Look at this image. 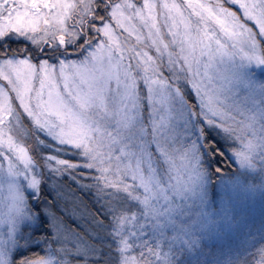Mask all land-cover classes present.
<instances>
[{"label":"snow or ice","instance_id":"6c2138e0","mask_svg":"<svg viewBox=\"0 0 264 264\" xmlns=\"http://www.w3.org/2000/svg\"><path fill=\"white\" fill-rule=\"evenodd\" d=\"M0 264H264V0H0Z\"/></svg>","mask_w":264,"mask_h":264},{"label":"trees","instance_id":"16d2710c","mask_svg":"<svg viewBox=\"0 0 264 264\" xmlns=\"http://www.w3.org/2000/svg\"><path fill=\"white\" fill-rule=\"evenodd\" d=\"M64 183L65 188L62 189L64 198L59 202V207L64 209L62 215L69 226L79 227L85 223L86 215L94 205L91 197L82 193L75 183L67 179Z\"/></svg>","mask_w":264,"mask_h":264}]
</instances>
